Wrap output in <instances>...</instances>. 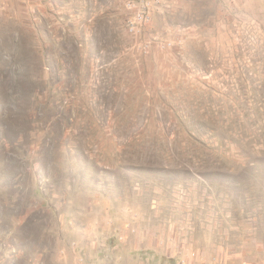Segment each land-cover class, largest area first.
Wrapping results in <instances>:
<instances>
[{"label":"rangeland","instance_id":"1","mask_svg":"<svg viewBox=\"0 0 264 264\" xmlns=\"http://www.w3.org/2000/svg\"><path fill=\"white\" fill-rule=\"evenodd\" d=\"M0 264H264V0H0Z\"/></svg>","mask_w":264,"mask_h":264},{"label":"built area","instance_id":"2","mask_svg":"<svg viewBox=\"0 0 264 264\" xmlns=\"http://www.w3.org/2000/svg\"><path fill=\"white\" fill-rule=\"evenodd\" d=\"M128 6L130 9H133L135 11L136 22H138L140 24L138 27L142 26L144 24L145 19H146V15H145L146 9L143 8L142 6H139V7L135 6V4L131 1L128 2ZM138 27H136V25L133 24L131 29H136Z\"/></svg>","mask_w":264,"mask_h":264}]
</instances>
